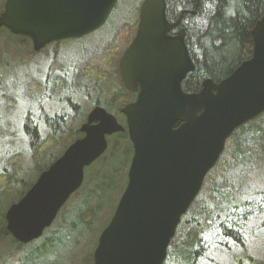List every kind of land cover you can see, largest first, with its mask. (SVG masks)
I'll list each match as a JSON object with an SVG mask.
<instances>
[{
	"label": "water",
	"instance_id": "95a60500",
	"mask_svg": "<svg viewBox=\"0 0 264 264\" xmlns=\"http://www.w3.org/2000/svg\"><path fill=\"white\" fill-rule=\"evenodd\" d=\"M117 1L5 0L0 27L28 37L39 51L97 30ZM184 13L169 22L165 0H142L136 34L119 61L125 88L137 91L121 108L126 127L103 106L88 112L78 129L82 135L6 208L5 228L14 240L25 244L42 236L82 185L85 167L107 150V137L127 129L133 146L128 181L98 236L93 264H163L182 215L226 139L264 111V15L250 31L248 59L222 80L205 78L198 91L185 92L181 82L195 63L184 28L168 35Z\"/></svg>",
	"mask_w": 264,
	"mask_h": 264
},
{
	"label": "rangeland",
	"instance_id": "374dc122",
	"mask_svg": "<svg viewBox=\"0 0 264 264\" xmlns=\"http://www.w3.org/2000/svg\"><path fill=\"white\" fill-rule=\"evenodd\" d=\"M4 2L5 0H0V11ZM140 3L141 0H118L104 26L80 39L62 40L59 43V57L61 58L60 62L64 65L63 71L58 72V69L53 67L50 81L46 83L40 79V77L45 78L41 72L46 71L49 64H52L55 46H52L48 52L49 61L41 60L42 55L38 53L34 55L33 65L29 58L26 59V53L32 51L31 45L29 43L25 45L26 43L21 39L11 37L9 33L2 30L0 59L12 65L13 69L12 71L9 70L11 79L7 82L4 80V71L2 74L3 83L0 87V171L7 167L6 157L12 153L21 152L25 160L23 163L24 171L17 177V180L21 181L16 180L13 183L14 189L11 195L13 199L3 203L0 209L5 211L12 202L17 201L20 191H26L28 189L26 187L30 186L39 174L34 172V162L29 146V134L34 135L33 125L36 126L35 131L38 137L48 132L50 124H54L58 130L69 127L78 131L95 102L100 103L105 108L109 107L118 114L113 103L108 104L109 99L112 98L115 101L117 97L114 95L121 91L118 82L115 80L114 67L106 70L109 74L106 80L94 83L85 81L78 87L76 86L75 75L80 69L78 72H74L71 66L72 64L83 65L86 63L87 58L96 50H100V45L111 38L118 24L129 20L135 22ZM202 15L194 16V21L201 27L206 24V18ZM37 72H39L40 77L36 74ZM32 73H34V77H38L40 80L35 79L43 82L48 89L57 81H63L64 87L55 95H51L50 91L46 89L45 94L36 93L33 96L28 88ZM58 76L60 78L57 79ZM9 97L14 99V101L12 100L14 103L12 107L7 106ZM120 138L119 133L107 137L109 142L107 150L93 163L85 167L82 185L69 197L52 225L44 230L40 238L25 243L18 249H14L19 244L10 235L5 236L4 240L0 241V264H93L92 254L100 231L106 221L111 218L126 186L127 159L121 151L127 141L125 139L120 140ZM48 162L46 161L45 164L48 165ZM115 168L118 169H116L117 174L114 175ZM263 169L264 162L255 171V175L260 177ZM107 174L114 175V183L105 196L102 212L93 222V228L90 230L79 222L71 227L69 224L75 220L86 194L94 188L95 184L99 183L102 175ZM257 185L264 186V179ZM61 211L65 212L62 225H60ZM44 243L45 248H42ZM226 251L221 247L212 245L208 253L199 261V264H264V236L255 239L252 246L247 247L246 254L251 256L253 259L251 261L245 259L238 263L236 260L239 258L233 259L234 255L238 257L241 254L240 247L234 246L230 252Z\"/></svg>",
	"mask_w": 264,
	"mask_h": 264
},
{
	"label": "trees",
	"instance_id": "16d2710c",
	"mask_svg": "<svg viewBox=\"0 0 264 264\" xmlns=\"http://www.w3.org/2000/svg\"><path fill=\"white\" fill-rule=\"evenodd\" d=\"M184 2L185 0H167L166 16L170 17L169 15H171L173 9L178 13L180 5ZM175 15L177 14L172 16ZM200 15L206 18L205 26L201 27L196 23L194 16L190 17L191 20L187 22L188 26L186 25L188 37L193 40V48L201 50L200 53L193 52L195 69L187 75L182 83L183 89L191 92L200 88V82L204 77L210 76L216 79L225 76L239 61L250 55V31L255 22L264 15V0H204L196 8L195 17ZM136 26L137 22L131 20L118 24L111 38L100 45V50H96L97 52H105V54L93 55L79 68L80 71L75 75L76 86L80 87L85 81L94 83L106 80L109 75L106 70L116 65L118 57L130 43L136 31ZM112 52L116 53L115 57ZM29 84L30 87L28 86V88L33 96L36 93L39 95L45 94L46 89H48L41 81L36 79ZM53 85L48 89L51 95H55L64 87L63 81H57ZM114 96L117 97L113 101L116 108L121 107L128 100V97L121 92ZM12 100L14 101L10 97L7 99L8 107H12V104H14ZM108 104L112 103L109 101ZM33 126L34 135L29 134V146L32 152L31 158L34 162V172L38 174L80 134L75 128L64 127L58 130L54 127V124H50L48 132L38 137L35 131L36 126ZM240 127H248L251 131H235L230 141L227 140V143L233 145L228 148L231 155L228 165L247 154L260 156L263 152L261 148L264 146V115L260 114L248 124ZM120 135V140L125 139L128 141L126 135L123 133H120ZM121 152L127 158L129 153L127 144L124 143ZM24 160L25 157L21 152H15L6 157L7 167L0 171V207L3 203L13 199L11 198L14 189L13 183L17 180L18 175L24 171ZM46 161H49L48 165L45 164ZM118 168H115L114 175L117 174L116 169ZM114 175H102L99 183L95 184L94 188L86 194L83 205L77 211L75 220L69 224L71 227L79 222L90 230L93 228V222L98 214L102 212L105 196L114 183ZM216 177L219 178L218 163L206 175L199 194L191 203L188 211L181 217V221L169 243L163 264H198L199 259L205 256L209 245H204L203 234L212 223H216L218 202L224 198ZM17 181L20 182L21 180ZM26 188H29V185ZM24 192L25 190L20 191V193L18 191L19 197ZM4 212L0 209V241L4 240L5 236L10 235L5 228ZM60 217V225H62L65 212L61 211ZM16 243L19 246L14 249L24 245L17 241ZM45 243L42 244V248H45Z\"/></svg>",
	"mask_w": 264,
	"mask_h": 264
},
{
	"label": "flooded vegetation",
	"instance_id": "af4514ba",
	"mask_svg": "<svg viewBox=\"0 0 264 264\" xmlns=\"http://www.w3.org/2000/svg\"><path fill=\"white\" fill-rule=\"evenodd\" d=\"M201 1H204V0H199V2H197L196 0H185V2L180 5V9H179L178 13L176 12V10L173 9V10H171V15H169L170 17L166 16V18L169 22H174L179 17L180 13L182 11H185L184 16L181 20V23L178 26L169 30L168 35L173 37L177 34V31L179 29L184 28V30H185L184 42H185L187 50L190 54V57L192 58L194 63H195V60L193 59V56H192L193 52L200 53L201 50H199L198 48L197 49L193 48V40L191 37H188V33H187L186 29L188 26L187 22L189 20H191L190 17H193L196 15V12L192 13L191 11H193V10L196 11V8L199 5V3H201ZM141 2H142V0H141ZM165 2H166V11H167V9H168L167 0H165ZM173 14H177V15L172 16ZM138 21H139V17H137V20H136L137 25H138ZM2 30L9 33V35H11V37L13 36L17 39H21L22 41H24L26 43L25 45H27V43H29L31 45L32 51H31V53L30 52L26 53V59L29 58L31 60V62H33V65H34V60H33L34 55L38 54V53H40L42 55L41 60L49 61L50 59L48 57L49 56L48 52L50 51V48L52 46H55V49H53V57L54 58L52 60V64L51 65L49 64L46 71L41 72V74L45 78L42 79L39 76V72L36 73L44 83L50 81V77H51L53 67H56L58 69V72L63 71L64 65L60 62L61 58L59 57V55H60L59 54V51H60L59 43L65 39L53 41V42L47 44L46 46H44L39 51H34L33 46H32V42L28 37L14 34L8 28H6L4 26L0 27V35L2 33ZM136 30H137V26H136ZM135 34H136V31H135L130 43L132 42ZM84 36H86V35H84ZM84 36H81L78 38H69V39H80ZM109 39H107V40H109ZM130 43L122 51L121 55L118 57L116 65L113 66L114 67L113 69L115 70V80L118 82L117 84H118L119 88L121 89L120 92L124 93L126 95V97H128V100L121 107L117 108L118 114L115 113V111H113L112 109H109V107H107V106H106L107 108H105L103 105H101L98 102L97 103L95 102V104H94V106H96V105L103 106L108 112L112 113L117 118V120L121 124H123L125 127H126V124H125L126 118H125V115L121 112V108L123 106H125L126 104L133 102L137 97V91H130V90H127L125 88V86L121 80L120 69H119L120 58L123 55V53L125 52V50L128 48V46L130 45ZM250 46H251V53H252V46H253L252 39H251ZM98 53L105 54V52H102V51H100V52L95 51L90 55V57L87 58V60H89V58H91L93 55L98 54ZM112 53L115 57L116 53H114V52H112ZM251 53L245 59H248L251 56ZM106 55H107V53H106ZM245 59H243V60H245ZM243 60L239 61L231 69V71L227 75H229ZM82 66H83L82 64H79V65L78 64L77 65L72 64L71 67L74 70V72H78L79 71L78 69ZM12 69H13L12 65H10L8 62H5L2 59H0V87H1V84L3 83L2 74L5 71L4 80H5V82H7L11 79L10 75H9V70L12 71ZM187 75H186V77H187ZM227 75L222 76L220 78H216V79H214L213 77L207 76V77H204L203 79L211 78L214 82H218V81L222 80L223 78H225ZM31 77L32 78H31L30 82H33L35 78H38V77H34V73L31 74ZM58 78H60V76H58L57 79ZM40 79L38 78V80H40ZM184 79L181 82V86H182ZM203 79L200 82V87H201V83H202ZM184 91L185 92H191V91H186V90H184ZM109 100L114 101V99H112V98ZM111 103L114 104L115 102H111ZM261 115H264V111L261 113ZM253 119L246 121L242 125L248 124ZM240 126L237 127L232 132V134L226 139L224 149L221 152L218 161L208 171V173H210L215 168L216 164L218 163L219 178L217 179V177H216V180L219 183L220 189H222V193H223L224 198L219 200V202H218L219 207L217 210V215L215 217L216 223L215 224L212 223L208 227L207 231L203 234L204 245L205 246L209 245L208 249L205 252L206 254L211 249L212 245L215 247L216 246L221 247V248L227 250L226 252H230V250L234 246L240 247L242 250L241 254L238 257H235V255L233 257V259L239 258L236 260V261H238V263H241V261L245 260V259H246V261L253 260L250 255L246 254V249L248 246H252L255 239L257 240L261 236H264V186H260V185L258 186L257 185L258 183L260 184V181L262 179H264V169L262 170V174L260 177L255 175V171L258 170L259 166L264 162V146H262V148H261L263 150V152H262V155H260V156L247 154L245 157H241L240 159H238L234 162H231L229 165L227 164L229 157L231 156L229 154L228 148L233 146V145H230L229 143H227V140L230 141V139L233 136V133H235V131H238V130H240V132L251 131L248 127L247 128H244V127L241 128ZM118 133L119 134L123 133L124 135H126L127 140H128L127 145L129 147V153H128V157L126 158L127 159L126 184H127V181H128L127 173H128V168H129L131 158L133 155V146H132L131 141L129 140L127 129L123 132H118ZM118 133H114L110 136H115ZM214 171H213V174H214ZM248 258H249V260H247ZM201 259H199V261ZM199 261H198V264H199ZM247 263H249V262H247Z\"/></svg>",
	"mask_w": 264,
	"mask_h": 264
}]
</instances>
